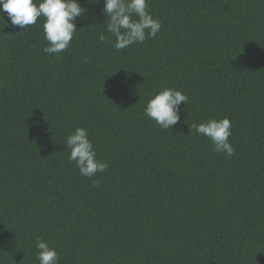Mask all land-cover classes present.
<instances>
[{
    "label": "trees",
    "instance_id": "16d2710c",
    "mask_svg": "<svg viewBox=\"0 0 264 264\" xmlns=\"http://www.w3.org/2000/svg\"><path fill=\"white\" fill-rule=\"evenodd\" d=\"M78 3L59 55L43 17L0 13V264H39L37 238L59 264H264V0H148L161 30L120 51L104 0ZM164 88L188 97L168 130L144 115ZM223 118L231 157L191 128ZM77 127L108 164L92 178Z\"/></svg>",
    "mask_w": 264,
    "mask_h": 264
},
{
    "label": "clouds",
    "instance_id": "9594fccd",
    "mask_svg": "<svg viewBox=\"0 0 264 264\" xmlns=\"http://www.w3.org/2000/svg\"><path fill=\"white\" fill-rule=\"evenodd\" d=\"M147 9L148 0H104L102 13L107 20V32L115 38L113 46L117 51L133 44H143L146 39L157 36L162 24ZM4 12L8 14L13 28L18 26L24 29L25 26L35 25L38 18L43 17L42 28L47 45L42 50L50 56L59 55L69 47L74 34L78 32L76 18L84 15L78 0H40L38 4L34 0H0V13ZM99 40L103 43L106 37L100 35ZM187 100L188 97L182 91L164 88L148 100L144 115L162 130L171 129L180 120L181 103L187 104ZM231 127L228 118L210 119L191 125L197 135L210 140L213 151L228 157L235 154V149L229 143ZM65 145L70 150L68 160L75 163L80 175L92 178L108 168L106 162L96 158L97 153L86 129L77 127L66 137ZM96 184L98 181L93 180V185ZM36 250L39 264H59L56 249L42 238H37Z\"/></svg>",
    "mask_w": 264,
    "mask_h": 264
}]
</instances>
